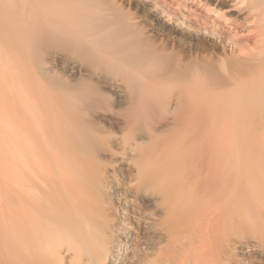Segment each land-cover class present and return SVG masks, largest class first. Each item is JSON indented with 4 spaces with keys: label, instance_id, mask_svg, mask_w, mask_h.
Segmentation results:
<instances>
[{
    "label": "bare ground",
    "instance_id": "1",
    "mask_svg": "<svg viewBox=\"0 0 264 264\" xmlns=\"http://www.w3.org/2000/svg\"><path fill=\"white\" fill-rule=\"evenodd\" d=\"M122 1L0 0V264H264V0L191 59Z\"/></svg>",
    "mask_w": 264,
    "mask_h": 264
},
{
    "label": "rangeland",
    "instance_id": "2",
    "mask_svg": "<svg viewBox=\"0 0 264 264\" xmlns=\"http://www.w3.org/2000/svg\"><path fill=\"white\" fill-rule=\"evenodd\" d=\"M120 4L124 12L132 15L131 22L139 24L140 28L145 30L146 36L156 41L158 46L168 45L171 49L176 44L174 57L178 50H181L187 59H191L197 52L202 53L203 48L209 47H216L217 53L222 54L225 49L230 48L232 41L243 44L249 34V26L252 25L246 20V12L232 8L230 1L223 3L216 0L212 6H209L210 3H206V0H123ZM216 7L223 8V12L219 14ZM157 25L161 26L160 32L154 30ZM231 29L233 31H230ZM79 62L84 65V62ZM49 67L47 59L46 68ZM109 117L111 118L110 115ZM205 149L202 148V156L206 154ZM214 156H217L216 153Z\"/></svg>",
    "mask_w": 264,
    "mask_h": 264
},
{
    "label": "clouds",
    "instance_id": "3",
    "mask_svg": "<svg viewBox=\"0 0 264 264\" xmlns=\"http://www.w3.org/2000/svg\"><path fill=\"white\" fill-rule=\"evenodd\" d=\"M251 226V225H250Z\"/></svg>",
    "mask_w": 264,
    "mask_h": 264
}]
</instances>
